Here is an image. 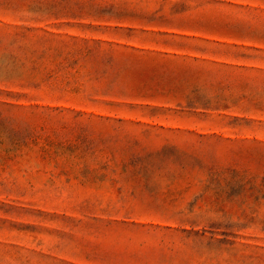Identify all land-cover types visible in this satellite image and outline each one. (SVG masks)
Wrapping results in <instances>:
<instances>
[{
	"label": "rangeland",
	"instance_id": "obj_1",
	"mask_svg": "<svg viewBox=\"0 0 264 264\" xmlns=\"http://www.w3.org/2000/svg\"><path fill=\"white\" fill-rule=\"evenodd\" d=\"M0 264H264V0H0Z\"/></svg>",
	"mask_w": 264,
	"mask_h": 264
}]
</instances>
